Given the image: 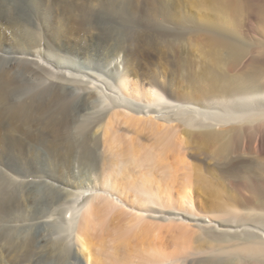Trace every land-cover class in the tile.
<instances>
[{
  "label": "bare ground",
  "instance_id": "6f19581e",
  "mask_svg": "<svg viewBox=\"0 0 264 264\" xmlns=\"http://www.w3.org/2000/svg\"><path fill=\"white\" fill-rule=\"evenodd\" d=\"M166 2L0 0V264H264V136L205 152L264 126V67L227 73L249 46L214 32L195 69ZM211 2L232 26L234 0ZM123 37L171 65L169 92L117 70ZM196 181L216 204L194 205Z\"/></svg>",
  "mask_w": 264,
  "mask_h": 264
},
{
  "label": "rangeland",
  "instance_id": "374dc122",
  "mask_svg": "<svg viewBox=\"0 0 264 264\" xmlns=\"http://www.w3.org/2000/svg\"><path fill=\"white\" fill-rule=\"evenodd\" d=\"M125 1L126 0H120V4L122 3L121 6H124ZM153 3L156 4V1ZM166 6L173 18L165 16V18L159 22V26L172 35L171 39L183 41L182 43L186 45L188 52L186 59H191L192 65L195 69L205 63L203 50L210 48V45H208L210 41L209 35L214 32H221L228 37L242 41L249 46L248 51L238 59V61L231 65V67H226L225 70L227 73L234 75L245 72L254 67H264V0H234L233 7L230 11V18L233 25L229 27L226 26L227 24H222V13L213 7L211 0H167ZM133 26L135 28V25ZM39 30L43 36L44 27L40 26ZM189 37L192 39L191 43H195L194 45H196L191 49H188L187 46V38ZM86 40L87 37H82L79 42L80 45H83ZM111 41H101L100 45L102 49L106 50L109 45H111ZM134 45V41L128 40V38L124 39L123 37V42H119L117 45H113L109 48L112 49L109 57H116L117 60L115 59L116 61L114 64H119L117 70L119 72L128 70L131 74L144 78L147 83L151 82L152 75H154L156 82L164 86L169 92L170 81L173 78V68L171 65H165L157 58L154 65L148 66L147 63L138 60L137 54L133 52ZM218 52L220 53L221 58L227 57L225 50L221 49ZM124 57H126V60L122 61ZM182 63H185V61ZM220 67L221 66L219 65V69ZM223 68L224 67L222 66V69ZM76 72L81 73L82 76L86 74L83 71ZM185 72V69L180 70V75H184ZM90 77L85 75L83 76V79H91L94 81L95 78L97 79V77H101V81L99 80L98 82V79H95L94 82L102 85L106 92H110L108 90V83L111 82V79L107 75L102 74V76L94 75ZM259 134L264 136V126H262L261 129H258V126L255 124L246 125L233 132L224 133L220 139L205 145V152L210 153L211 151L216 150L223 142L231 138L234 144L239 147H242V144H244L249 151L254 139ZM84 169L85 173H88L91 170L88 167H84ZM80 175L82 176V180H88L87 174L82 173ZM193 189V202L196 207L203 208L204 206H212L217 203V200L214 198V193L208 186L202 185L200 182L196 181ZM248 192V190H244L242 195L245 194L244 196L249 197L250 193ZM222 198H225V196ZM252 201L254 204H258V199L253 198ZM206 239V246L214 244L215 242L213 240H208V238ZM235 257H239L238 259H240L242 258V255ZM234 264L255 263L253 261L244 260L242 262L235 261Z\"/></svg>",
  "mask_w": 264,
  "mask_h": 264
}]
</instances>
